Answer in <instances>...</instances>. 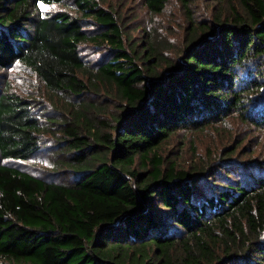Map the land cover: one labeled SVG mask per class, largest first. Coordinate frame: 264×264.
I'll use <instances>...</instances> for the list:
<instances>
[{
	"label": "trees",
	"instance_id": "16d2710c",
	"mask_svg": "<svg viewBox=\"0 0 264 264\" xmlns=\"http://www.w3.org/2000/svg\"><path fill=\"white\" fill-rule=\"evenodd\" d=\"M70 1L0 0V69L19 62L72 100L48 112L43 95L0 89V264H264V153L242 150L230 120L264 131V0H141L184 8L174 56L110 2ZM219 124L212 158L179 165L196 137L165 148ZM39 154L43 174L21 165Z\"/></svg>",
	"mask_w": 264,
	"mask_h": 264
},
{
	"label": "rangeland",
	"instance_id": "374dc122",
	"mask_svg": "<svg viewBox=\"0 0 264 264\" xmlns=\"http://www.w3.org/2000/svg\"><path fill=\"white\" fill-rule=\"evenodd\" d=\"M107 2H110L111 5L114 7V9L118 10L121 16H126V21H134L131 28H128L129 30H133V34L138 36H142L143 32H148L149 35H152L150 31H152L153 28H155V32L153 33V38H155L156 34L158 35L157 39L164 40L167 38L171 51L169 54L171 56H174V54L178 51L179 48H181L184 44V36L186 35V28L189 23V18H186V13L183 11V7L174 1H171L165 9L157 15L151 14L143 5L141 0H105ZM227 1V0H226ZM202 3L208 4L209 1L199 0V5ZM67 6L72 5L71 1L66 3ZM210 5V4H209ZM43 7V6H42ZM52 9H58L61 6L55 4L54 6H51ZM191 9V8H190ZM50 10V11H51ZM192 10V9H191ZM195 10V9H194ZM216 10V9H215ZM212 10L210 11V17L211 14H215L218 16V13ZM196 11V10H195ZM198 11L193 15V18H196L197 20H206L209 18V16H203V14H197ZM204 17V18H203ZM140 25V30L138 26ZM166 35V37H165ZM139 40V39H138ZM90 63H87V65ZM30 78V80H29ZM9 85L13 88V90L17 91L21 95H28L30 93L31 97H35L36 99H41L40 97L43 95L45 98H47L50 101V106L48 107V112L52 111L53 107H62L70 104L71 99L67 98L64 95H51L47 92L42 91L41 84L37 82V80L33 79V75L30 73V71L25 68L21 63L15 62L12 66H9L7 68L0 69V89L4 86V84ZM73 101H77V99H73ZM81 102H91L95 105H101L105 106L106 109L109 104V99L105 98L104 96H98L93 94H88V96H84L81 100ZM113 103V102H111ZM110 103V104H111ZM109 104V105H110ZM61 110H64V107H62ZM231 128L233 129V132L236 130L241 133V137H245L244 142L242 143V150H245V148L248 146L254 147L255 152L261 151L264 153V131H255L249 132L243 128V132H241L242 127L239 126L236 119L231 118ZM217 130H207L209 128H206L205 130H199L195 133H182L179 135L173 136L174 139L172 140L171 144L166 145V149L169 148H176L177 145H181L180 140L186 139L185 142H189V138L196 137V149L199 150L201 153H195L193 151H190L187 146L182 147V152L180 153L178 163L179 165L188 166L191 165L193 162H196V156H204L212 158L218 152L221 150L222 146H224L228 141H224V132L222 129H225L224 124H219ZM227 135V134H226ZM240 137V138H241ZM250 138V142L246 144V141ZM228 139V138H227ZM226 139V140H227ZM58 140H61L58 134L52 133V136L48 141H44L46 143V147H48L47 151L51 152L52 150H60L62 149L61 145L62 143H57ZM56 145V147H54ZM250 151L247 149L246 153H249ZM244 153L241 154V157L243 160L249 158L251 155H245ZM45 154H39L33 157V159L29 160L28 164H21L22 166L27 167L28 169L37 172L42 173V168L46 166L44 164L43 156ZM54 155V154H53ZM53 160L54 157H51ZM198 163V162H197ZM47 167V166H46ZM48 169V168H47Z\"/></svg>",
	"mask_w": 264,
	"mask_h": 264
}]
</instances>
